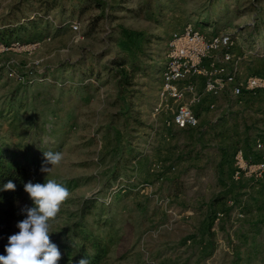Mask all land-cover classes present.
<instances>
[{
	"label": "rangeland",
	"instance_id": "rangeland-1",
	"mask_svg": "<svg viewBox=\"0 0 264 264\" xmlns=\"http://www.w3.org/2000/svg\"><path fill=\"white\" fill-rule=\"evenodd\" d=\"M21 1L0 0V32L17 25L10 17L33 21L23 25L25 40L0 37L24 46L1 55L0 99L18 85L8 65L33 70L36 79L20 95L29 103L22 113L36 116L30 136L42 153H63L50 174L39 167L35 175L77 180L52 222L51 241L79 218L85 201L97 199L103 218L117 216L111 264H264V175L232 176L236 150L264 141V91L242 102L224 95L215 111L202 105L196 129L167 127L165 114L154 111L170 38L200 19L209 34L234 33L245 69L264 76V0H59L46 15ZM123 29L146 37L136 58ZM123 58L142 69L121 92L113 70ZM30 201L17 202L10 236Z\"/></svg>",
	"mask_w": 264,
	"mask_h": 264
},
{
	"label": "trees",
	"instance_id": "trees-1",
	"mask_svg": "<svg viewBox=\"0 0 264 264\" xmlns=\"http://www.w3.org/2000/svg\"><path fill=\"white\" fill-rule=\"evenodd\" d=\"M34 3L38 4V7L35 8ZM21 4H24L25 8L29 6L34 13L46 15L51 9L59 6V0H22ZM20 10H23V8H20ZM210 16L207 18L209 19ZM31 17L32 15L30 17H22L21 15L10 17L9 20H15L18 23L15 27L7 29L6 32L1 31L0 37L3 35L7 38L16 36L19 40H25L22 34L28 29L23 25L27 22H33L30 21ZM202 23H207V21L200 19L196 25L200 26ZM35 26L36 24L33 25V27ZM122 34L127 41L124 45L127 46L128 52L135 55L134 58H136L134 50H140L139 43L146 39L144 33L123 29ZM6 43L10 44L11 42L7 41ZM132 59L130 63L124 58L114 62L120 67L119 72L114 70L113 72L116 75L121 92L126 85L131 84L129 77L142 69L141 65L136 62L137 59ZM128 63L127 69L125 66ZM3 66L5 65L0 66V71L4 69ZM71 66L73 65H67L68 68H71ZM46 73V76H48L49 72ZM46 73H43V75L45 76ZM34 79H36L34 75L28 74L24 82L17 81L18 85L9 91V94L7 93L3 99H0V255H6L5 246L8 244L10 229L16 217V204L19 200L28 196L24 190V185L29 181L35 184L44 183L46 180L39 179L35 175L36 169L41 167L44 159L41 144L33 135L30 136L32 133L30 128L36 123V116L30 117L28 111L25 114L22 113V110H26L29 103L20 95L26 92L25 86H30ZM75 88L79 89L81 86L76 85ZM249 98L253 99L254 97ZM25 119L27 121L24 122ZM28 121L30 122L29 125L26 123ZM4 122L7 123L6 129H3ZM43 128L44 131L48 130L44 124ZM247 150L250 152L246 151V154H253L256 158L262 155L261 151H256L254 148L253 151ZM112 173L111 178L116 179L117 171L114 170ZM9 181L15 184V190H3V186ZM76 181V178H73L58 183L63 184L69 190L75 187ZM97 202V199L85 201L79 218L74 221L68 230L59 231L55 239H52V242L58 246L61 252L62 258L58 264H78V261L82 258H88L90 264H111L110 254L118 239L117 216L107 213V216L103 218V213L100 212L104 210V206L101 205L99 208ZM30 203L32 207V200ZM97 207L100 210L99 212ZM93 208H97L95 211L96 217L93 223L89 224L87 216L93 214ZM108 212H110V208H108Z\"/></svg>",
	"mask_w": 264,
	"mask_h": 264
},
{
	"label": "built area",
	"instance_id": "built-area-1",
	"mask_svg": "<svg viewBox=\"0 0 264 264\" xmlns=\"http://www.w3.org/2000/svg\"><path fill=\"white\" fill-rule=\"evenodd\" d=\"M71 27L78 30L79 24ZM32 45L36 46V43ZM23 47L20 42H0V66L4 64L3 53ZM166 56L163 86L154 111L165 114L167 127L196 129L200 127L202 105L215 111L218 100L224 95L242 102L264 91V76L245 69L246 55L239 51L237 37L229 31L209 34L202 27L190 23L172 34ZM28 74H33V70L18 72L8 65V76L18 82H24ZM254 149L264 150L261 138L255 140ZM233 162L235 170L232 176L236 180L241 179L242 173L258 177L264 175V155L256 158L238 148ZM233 202L230 201L231 204ZM218 216L222 213L219 212Z\"/></svg>",
	"mask_w": 264,
	"mask_h": 264
},
{
	"label": "clouds",
	"instance_id": "clouds-1",
	"mask_svg": "<svg viewBox=\"0 0 264 264\" xmlns=\"http://www.w3.org/2000/svg\"><path fill=\"white\" fill-rule=\"evenodd\" d=\"M40 171L46 176L63 160V153L44 151ZM50 165V167H49ZM15 184L9 181L3 190H15ZM25 192L33 202L32 207L22 210L26 218L18 222L19 232L8 238L6 255H0V264H58L61 252L50 236L52 222L57 218L61 205L70 196L69 190L54 179L44 183L24 185ZM78 264H90L88 258H82Z\"/></svg>",
	"mask_w": 264,
	"mask_h": 264
}]
</instances>
